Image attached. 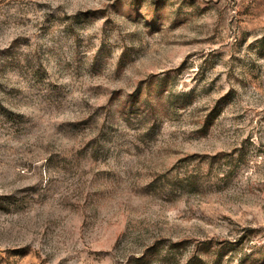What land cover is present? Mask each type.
Here are the masks:
<instances>
[{"label": "rangeland", "instance_id": "rangeland-1", "mask_svg": "<svg viewBox=\"0 0 264 264\" xmlns=\"http://www.w3.org/2000/svg\"><path fill=\"white\" fill-rule=\"evenodd\" d=\"M0 264H264V0H0Z\"/></svg>", "mask_w": 264, "mask_h": 264}]
</instances>
